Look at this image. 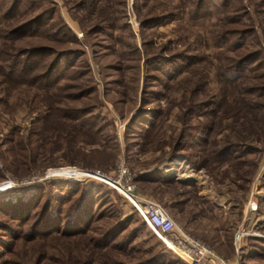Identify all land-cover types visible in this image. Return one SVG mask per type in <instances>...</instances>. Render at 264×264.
I'll return each instance as SVG.
<instances>
[{"label": "rangeland", "instance_id": "rangeland-1", "mask_svg": "<svg viewBox=\"0 0 264 264\" xmlns=\"http://www.w3.org/2000/svg\"><path fill=\"white\" fill-rule=\"evenodd\" d=\"M119 167L264 264V0H0V264H183L108 185L46 176Z\"/></svg>", "mask_w": 264, "mask_h": 264}, {"label": "built area", "instance_id": "built-area-1", "mask_svg": "<svg viewBox=\"0 0 264 264\" xmlns=\"http://www.w3.org/2000/svg\"><path fill=\"white\" fill-rule=\"evenodd\" d=\"M82 175L83 178L95 179L108 185L126 200L146 229L183 264H231L209 246L189 237L154 201L135 194L134 184L126 169H117V179L107 178L97 172ZM69 177L78 175L71 172Z\"/></svg>", "mask_w": 264, "mask_h": 264}, {"label": "bare ground", "instance_id": "bare-ground-1", "mask_svg": "<svg viewBox=\"0 0 264 264\" xmlns=\"http://www.w3.org/2000/svg\"><path fill=\"white\" fill-rule=\"evenodd\" d=\"M74 172L76 175H78V177H83V173H87L85 171L82 170H78L75 168H63V169H54V170H49L48 172H46V176L47 177H67L69 178L70 173Z\"/></svg>", "mask_w": 264, "mask_h": 264}, {"label": "water", "instance_id": "water-1", "mask_svg": "<svg viewBox=\"0 0 264 264\" xmlns=\"http://www.w3.org/2000/svg\"><path fill=\"white\" fill-rule=\"evenodd\" d=\"M87 173H89V172H87ZM89 174H93V173H89Z\"/></svg>", "mask_w": 264, "mask_h": 264}, {"label": "trees", "instance_id": "trees-1", "mask_svg": "<svg viewBox=\"0 0 264 264\" xmlns=\"http://www.w3.org/2000/svg\"><path fill=\"white\" fill-rule=\"evenodd\" d=\"M146 181V180H145Z\"/></svg>", "mask_w": 264, "mask_h": 264}]
</instances>
